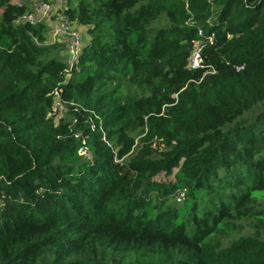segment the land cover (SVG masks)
I'll use <instances>...</instances> for the list:
<instances>
[{
    "label": "trees",
    "instance_id": "1",
    "mask_svg": "<svg viewBox=\"0 0 264 264\" xmlns=\"http://www.w3.org/2000/svg\"><path fill=\"white\" fill-rule=\"evenodd\" d=\"M62 7L0 0V264H264V0Z\"/></svg>",
    "mask_w": 264,
    "mask_h": 264
},
{
    "label": "built area",
    "instance_id": "2",
    "mask_svg": "<svg viewBox=\"0 0 264 264\" xmlns=\"http://www.w3.org/2000/svg\"><path fill=\"white\" fill-rule=\"evenodd\" d=\"M19 22L29 21V22H39L46 24L48 26V37L58 38L65 37L66 39V55L69 60H74L79 55L82 44L79 31L76 26L68 21L67 17L63 13V7L58 4L45 1V0H35V2L30 6L29 10L25 12L19 19ZM200 62L199 50L195 49L189 57V65L194 67ZM55 94V103L52 108L55 109L56 106H64L65 102L60 98L57 92ZM54 113V112H53ZM78 154L89 158V153L85 146H81L78 149Z\"/></svg>",
    "mask_w": 264,
    "mask_h": 264
},
{
    "label": "rangeland",
    "instance_id": "3",
    "mask_svg": "<svg viewBox=\"0 0 264 264\" xmlns=\"http://www.w3.org/2000/svg\"><path fill=\"white\" fill-rule=\"evenodd\" d=\"M12 3L18 4V3H22V2H27L30 4V6L35 2V0H11ZM50 1V0H47ZM53 3L58 4L60 7L63 6V2L64 0H51ZM76 29L79 31L80 33V37H81V43L84 42L85 40V30L82 27H77ZM66 39L65 37H58V38H48V44H53L56 45V50H60L61 52L64 50V47H66ZM66 55V54H65ZM67 58L69 59V57L67 56ZM53 112L56 114H64L66 112V107L62 106H56L55 109H53Z\"/></svg>",
    "mask_w": 264,
    "mask_h": 264
}]
</instances>
